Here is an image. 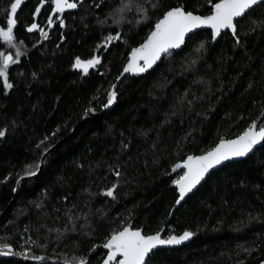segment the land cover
<instances>
[{"label": "trees", "instance_id": "1", "mask_svg": "<svg viewBox=\"0 0 264 264\" xmlns=\"http://www.w3.org/2000/svg\"><path fill=\"white\" fill-rule=\"evenodd\" d=\"M215 1L69 0L78 6L50 16L47 0L38 15L42 0H21L16 47L0 40V53L18 59L12 87L0 82V249L12 253L0 264H99L107 250L89 254L95 243L126 224L146 234L165 222L177 161L264 124V2L239 18L235 36L212 43L199 29L152 69L127 74L104 108L129 50L166 9L205 14ZM13 2L0 0V27ZM94 54L87 74L73 67ZM185 231L189 240L153 250L146 264H264V141L174 209L165 233Z\"/></svg>", "mask_w": 264, "mask_h": 264}, {"label": "snow or ice", "instance_id": "2", "mask_svg": "<svg viewBox=\"0 0 264 264\" xmlns=\"http://www.w3.org/2000/svg\"><path fill=\"white\" fill-rule=\"evenodd\" d=\"M44 2L45 0H42L41 5L37 7L34 15L40 13V7L43 6ZM47 2L54 4V13H63L65 9H74L78 6L77 3H70L69 0H47ZM261 2L262 0H219V2L212 4L213 13L207 17H201L195 15L193 12L185 11L183 6L169 10L155 24V30L152 31L147 42L133 50L131 62L124 71H146L161 58L162 54L170 55V49L179 48L184 44L185 36L194 29L201 27L212 29V37L214 40L221 35L223 30L231 31L233 36H235L237 34L239 18L245 17L249 10ZM20 5L21 0H15L11 4L10 16L6 20V30L4 27H0V40L13 48L16 47V43H14L16 40L14 29L17 25V20L15 17ZM141 10L143 11V9ZM49 23H53L51 17L49 18ZM38 29L39 25L34 22L27 28V31L33 32ZM40 30L43 31L42 29ZM44 35L47 37V33H44ZM114 39H119V36H109L106 38L108 42ZM15 55L18 57L20 52L17 51ZM141 60L144 62V66L139 65L138 61ZM14 63H18V59H14L13 55L0 53V82L3 83L5 88L10 89L12 87L8 83V69ZM99 63L100 59L98 57H93L87 61H82L77 57L74 66L78 69L82 68L85 74H87L89 68L95 67ZM115 99L116 93L112 92L109 104ZM256 127V124L253 123L238 139L222 141L206 155L199 157L189 156L183 165H177L176 167L187 169V172L179 180L175 181L179 189L177 203H180L188 193L200 184L210 169L229 159L246 156L256 144L264 141V126L260 127L259 131H256ZM4 134L3 131H0V137L4 136ZM35 174L34 171L29 172V175ZM105 194L107 196H113V191L109 190ZM192 235L193 233L185 231L180 236L172 235L167 239H162L159 233L145 236L139 230L133 231L129 228H124L122 231L113 234L104 244V247L110 250L104 264H110L113 261L116 264H146V257L158 245H178L189 240ZM7 254H12L10 249H0V255ZM117 256L122 257V259L117 260ZM25 258L27 257L25 256ZM35 259L43 260L45 258L36 257ZM80 264H85V262L81 261Z\"/></svg>", "mask_w": 264, "mask_h": 264}, {"label": "water", "instance_id": "3", "mask_svg": "<svg viewBox=\"0 0 264 264\" xmlns=\"http://www.w3.org/2000/svg\"><path fill=\"white\" fill-rule=\"evenodd\" d=\"M217 2H219V0L213 2L212 4L217 3ZM262 2H264V0H262ZM212 4L210 5V11H209L208 13H205V14H201V13H197V12H193V11L185 10V9H184V10H185V11H188V12H193L195 15H199V16H201V17H207V16H209V15H211V14L213 13ZM54 7H55V6H54V4H53V7H52V9H51L50 16H52L53 13H54ZM177 7H181V6H180V5H176V6H171V7H169L168 9H166V10L162 13V15L156 19V21L153 23L151 29H150L149 32L145 35V37L142 39V41L139 42L137 45H134V46L129 50V52H128V54H127V57H126V60H125L124 63L122 64V66H121V68H120V71H119L118 75L115 77L114 81L112 82V84L110 85V87H109V89H108V91H107V94H106V101H105V105H104V108H105V109H108V108L112 107V105H113V103H114L115 100H114L111 104H109V100H110V98H111V93H112V92H115L116 86L118 85V83L120 82V80H121L124 76H126L127 74L130 75V76H137V75H140V74L146 72L147 70L152 69L157 63H159V61L161 60L163 54L161 55V58H160V59H159V60H158V61H157V62H156L151 68H148V69H147L146 71H144V72H136V71L125 72V71H124V69H125V68L129 65V63L131 62V59H132L131 54H132L133 50L136 49V48L141 47L144 43H146L147 40H148V38H149V36L151 35L152 31L155 30V24H156L159 20H161V19L164 17V15H165L169 10H171V9H173V8H177ZM199 29H209V31H210V38H211V42H212V43L215 42V41L219 38V36H218V37H216V39L214 40L213 37H212V29H210V28H208V27H201V28H199ZM199 29H194L191 33L187 34V35L185 36V40H186V38H187L190 34H192V33L196 32V31H198ZM224 31H226V30H223L222 32H224ZM230 32H231V31H230ZM184 43H185V42H184ZM183 45H184V44H182L179 48H174V49H170V50H179V49H181V48L183 47ZM170 50H169V51H170ZM6 55H8V54H6ZM138 63H139L140 66H144V62H143L142 60H141V61H138ZM254 123H255L256 126H257V127H256V131H259L260 127L264 126V124H262V125H257V124H258V120L255 121ZM252 125H253V123H252L251 125H249L248 127H246L242 132H240V133L237 134L236 136H233V137H231V138L222 139V140L218 141V142H217L213 147H211L210 149H208V150H206V151H204V152H202V153H199V154H196V155H192V157H199V156H202V155H206L209 151H212L213 149H215V148H216V147H217L222 141H231V140L238 139V138H239L241 135H243V133H244L245 131H247ZM261 143H262V141H261L260 143L256 144V145L253 147L252 151L249 152L246 156H248L249 154H251L255 148H257L259 145H261ZM246 156H244V157H235V158L229 159V160H227V161H224V162H222V163L219 164V165H216L214 168H212V169L209 170V172L205 175V177H206L211 171H213L214 169H216V168H218L219 166L223 165L225 162H228V161H234V160H239V159L245 158ZM188 157H189V156H186L184 159L179 160V161H177V162L175 163V166H174V167L182 171L181 174H180V175H179V176L173 181V185L175 186V191H176V193H177V196H176L175 200L173 201V204H172L171 207L169 208V211H168L167 217H166V219H165V222L161 225V227H160L158 230H156L155 232H151V233H146V234H144V233H143V230H142L141 227H132L130 224H126V225H124L123 227H121L120 229H118L117 231L113 232V233L108 237V239H110L111 236H112L113 234H116V233L122 231L124 228H129V229H131V230H133V231L139 230V231H141L142 235H145V236H148V235H155V234L159 233L162 239H167L169 236H172V235H175V236H180V235H182V234H178V235H176V234H173V233L166 234V233H165L166 224H167L169 218L171 217V215H172L174 209H175L178 205H180V204L185 200L186 196L189 195L190 193H192V192H193V191H194V190H195V189H196V188L202 183V181L205 179V178H204V179L200 182V184H198V185H197V186H196V187H195L190 193H188V194L184 197V199L180 201V203H177V200L179 199V189H178V186L176 185L175 181L179 180L180 177L183 176L185 172H187V169H186V168H183V167H176V166H177V165H183V163L187 160ZM41 160H42V157H41ZM19 180H20V178L17 179V181H16V186L18 185ZM15 188H16V187H15ZM2 212H3V211H2ZM2 212H1V213H2ZM108 239H107V240H108ZM107 240H106V242H107ZM106 242H104V243H95V244L91 247V249H90V251H89V254H90L92 251H94L95 249H97V248H99V247L102 248V249L107 250V252L105 253L104 257L101 259V261L99 262V264H104V261L107 259L108 253H109V251H110L109 249H107V248L104 247V244H105ZM173 246H174V245H158L156 249H158V248H170V247H173ZM154 250H155V249H154ZM120 259H122V257L119 256V257L117 258V260H120ZM84 262H85V263L87 262V258L84 260ZM78 264H80V262H79ZM112 264H116V262H114V263H112Z\"/></svg>", "mask_w": 264, "mask_h": 264}, {"label": "rangeland", "instance_id": "4", "mask_svg": "<svg viewBox=\"0 0 264 264\" xmlns=\"http://www.w3.org/2000/svg\"><path fill=\"white\" fill-rule=\"evenodd\" d=\"M14 2H15V0H14ZM13 2V3H14ZM9 16H10V8H9V13H8V17L7 18H9ZM5 30H6V27H5ZM107 41V40H106ZM4 42V41H3ZM5 43V42H4ZM8 55H10V54H8ZM93 57H98L96 54H94L93 56H91V57H89V58H86V59H81L82 61H87V60H90V59H92ZM75 61H76V59L74 60V62H73V67L75 68V69H78V68H76L74 65H75ZM80 72H82V73H85L84 72V70L82 69V68H80V69H78ZM166 234H168V233H166Z\"/></svg>", "mask_w": 264, "mask_h": 264}]
</instances>
